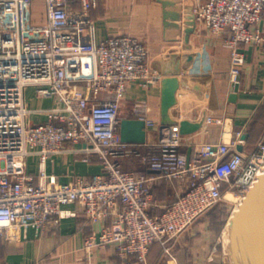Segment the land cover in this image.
<instances>
[{
  "label": "built area",
  "instance_id": "obj_1",
  "mask_svg": "<svg viewBox=\"0 0 264 264\" xmlns=\"http://www.w3.org/2000/svg\"><path fill=\"white\" fill-rule=\"evenodd\" d=\"M23 1L0 0V13H14L18 23L0 28V246L4 238L27 237L30 229L43 235L52 216L78 202L93 220H109L86 237V249L114 245L124 264H148L157 242L173 260L175 241L212 207L226 200L236 205L234 212L239 209L264 174V143L246 155L236 142H201L190 156L181 150L179 125L156 143L124 142L120 113L129 84L154 87L165 76L149 65L148 46L132 35L98 43L85 38L84 27L71 23V6L80 3L88 15L99 0H44L48 36L25 40ZM193 14L223 37L231 49L230 81L239 83L246 61L242 45L264 44V0H205ZM28 87L57 101L45 109V121H30ZM132 111L147 126L156 123L148 98H132ZM65 151L83 153L86 161L97 158L103 171L52 181L47 162ZM32 155L39 156L38 182L29 169ZM130 157L158 173L125 168ZM161 178L181 183L170 202L156 198Z\"/></svg>",
  "mask_w": 264,
  "mask_h": 264
},
{
  "label": "crops",
  "instance_id": "obj_2",
  "mask_svg": "<svg viewBox=\"0 0 264 264\" xmlns=\"http://www.w3.org/2000/svg\"><path fill=\"white\" fill-rule=\"evenodd\" d=\"M204 1L99 0L88 15L80 3L73 2L70 19L73 25L84 27L85 38L96 43L112 36L138 37L149 48V65L153 69L163 71L165 75L179 76L189 83L179 87L177 103L170 109L176 123L168 125L161 122L162 84L147 88L135 82L129 84L120 118H136L132 98H148L156 123L147 126L146 143L158 142L168 128L178 125L182 119L203 120L199 130L181 134L182 151L194 156L198 143L225 141L236 142V150L249 155L264 143V44L242 45L246 61L237 99L232 101L230 96L235 84L229 78L231 49L225 45L223 37L194 18V6ZM0 18L3 30H12L18 24L14 13L1 11ZM20 27L25 40L48 36L49 21L44 0L22 2ZM26 101L32 109L30 121L33 123L45 121V109L57 105L53 98L37 97L34 87L27 88ZM209 116L222 117L223 121L207 122ZM239 145L243 147L241 150ZM130 163L128 166L133 165ZM29 169L38 182V155L29 158ZM47 169L52 181L66 182L76 175L100 173L103 166L95 157L86 161L83 153L65 151L48 160ZM136 170L158 173L144 165ZM180 188V181L161 178L155 187L156 198L161 203L170 202V197L175 198ZM158 193H167L168 199L161 200ZM108 222L90 218L82 203L66 204L60 214L51 217L43 235L30 229L28 236L22 239L4 238L0 261L2 264H124L114 245L85 247L86 237L98 232ZM183 235L174 243L173 260L157 242L151 247L148 264H225L226 252L221 239L204 234L198 238Z\"/></svg>",
  "mask_w": 264,
  "mask_h": 264
},
{
  "label": "water",
  "instance_id": "obj_3",
  "mask_svg": "<svg viewBox=\"0 0 264 264\" xmlns=\"http://www.w3.org/2000/svg\"><path fill=\"white\" fill-rule=\"evenodd\" d=\"M161 122L164 125L176 121L170 109L177 103V91L181 85H189L185 79L176 75H165L162 80ZM239 83L231 94L232 101L237 99ZM203 120L182 119L178 122L179 131L186 135L201 128ZM147 124L137 118H122L120 134L124 142L144 144L147 141ZM241 150L243 147L239 145ZM225 264H264V175L251 188L238 211L230 217L223 232Z\"/></svg>",
  "mask_w": 264,
  "mask_h": 264
},
{
  "label": "rangeland",
  "instance_id": "obj_4",
  "mask_svg": "<svg viewBox=\"0 0 264 264\" xmlns=\"http://www.w3.org/2000/svg\"><path fill=\"white\" fill-rule=\"evenodd\" d=\"M130 162L134 166L133 165L128 166ZM141 166L143 167L142 163L140 162V160L137 157H135V158L130 157V158H127L124 160V167L125 168L135 169L134 167H136V169H140V168H142ZM160 199L166 200L168 198L164 197V198H160ZM233 199H235V198H233ZM218 207H220L219 209H221L219 211H216L218 215L215 213H213V214L206 213L200 219H198L195 222V224L188 231H186L184 233L185 235H183L182 237H194L195 236V238H198V237H201L204 235H206L207 237L208 236H211V237L214 236L216 240L221 239V241L223 243V232L225 230V227H226L230 217L234 213L236 205L234 203H231L229 201L224 200L223 202H221L218 205ZM220 213H223V214L221 215ZM220 221H222V222H220ZM211 223H212V225H211ZM218 224H222V228L220 231H218L219 230L217 227ZM196 232H197V234L194 235Z\"/></svg>",
  "mask_w": 264,
  "mask_h": 264
},
{
  "label": "trees",
  "instance_id": "obj_5",
  "mask_svg": "<svg viewBox=\"0 0 264 264\" xmlns=\"http://www.w3.org/2000/svg\"><path fill=\"white\" fill-rule=\"evenodd\" d=\"M250 135V134H249ZM158 185V184H157ZM158 196L160 197V198H164V197H168L167 196V193H158ZM174 198L173 197H170V200L172 201ZM219 205V204H218ZM218 205H216V206H214V207H212L207 213H209V214H213V213H215V214H217V212L216 211H219V210H221V209H219L220 207H218ZM221 215L223 214V213H220ZM218 215V214H217ZM219 222V221H218ZM220 222H222V221H220ZM211 225H212V223H211ZM214 225V224H213ZM218 231H220L221 230V228H222V224H218ZM173 248V250H174V248H175V245L172 247ZM162 264H164V263H162Z\"/></svg>",
  "mask_w": 264,
  "mask_h": 264
},
{
  "label": "bare ground",
  "instance_id": "obj_6",
  "mask_svg": "<svg viewBox=\"0 0 264 264\" xmlns=\"http://www.w3.org/2000/svg\"><path fill=\"white\" fill-rule=\"evenodd\" d=\"M263 175H264V174H263ZM263 175H262V176H263ZM260 178H261V177H260ZM260 178H259V179H260ZM258 181H259V180H258ZM258 181H257V182H258ZM255 184H256V183H255ZM254 186H255V185H254ZM254 186H253V187H254ZM236 211H238V209H237Z\"/></svg>",
  "mask_w": 264,
  "mask_h": 264
}]
</instances>
